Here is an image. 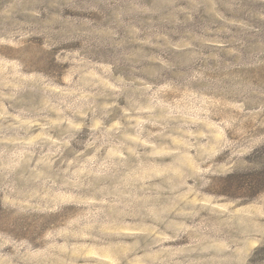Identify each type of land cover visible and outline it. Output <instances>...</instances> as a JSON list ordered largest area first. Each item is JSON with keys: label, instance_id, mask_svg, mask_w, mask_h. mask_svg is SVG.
<instances>
[{"label": "rangeland", "instance_id": "1", "mask_svg": "<svg viewBox=\"0 0 264 264\" xmlns=\"http://www.w3.org/2000/svg\"><path fill=\"white\" fill-rule=\"evenodd\" d=\"M248 170L264 0H0V264H264Z\"/></svg>", "mask_w": 264, "mask_h": 264}, {"label": "trees", "instance_id": "2", "mask_svg": "<svg viewBox=\"0 0 264 264\" xmlns=\"http://www.w3.org/2000/svg\"><path fill=\"white\" fill-rule=\"evenodd\" d=\"M230 182L228 190L239 193H249L255 195L264 189V170H248L240 173L229 175ZM227 193V192H226Z\"/></svg>", "mask_w": 264, "mask_h": 264}]
</instances>
